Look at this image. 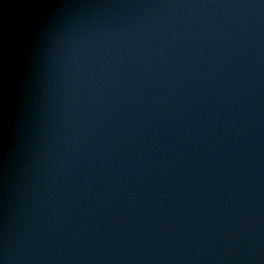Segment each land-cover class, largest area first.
I'll return each mask as SVG.
<instances>
[{"label":"water","instance_id":"1","mask_svg":"<svg viewBox=\"0 0 264 264\" xmlns=\"http://www.w3.org/2000/svg\"><path fill=\"white\" fill-rule=\"evenodd\" d=\"M39 2L54 6L34 13L30 48L10 10L0 247L7 226L14 264H264L261 0ZM101 46L119 84L94 63ZM157 93L116 148L109 114Z\"/></svg>","mask_w":264,"mask_h":264},{"label":"clouds","instance_id":"2","mask_svg":"<svg viewBox=\"0 0 264 264\" xmlns=\"http://www.w3.org/2000/svg\"><path fill=\"white\" fill-rule=\"evenodd\" d=\"M264 4V0H261ZM54 5L41 3L39 0H19L17 3H7L6 0H0V197L7 206L10 203L9 199V148H8V112L10 103V87L15 75L16 56L15 48L17 47V29L15 27L16 20L10 10H16L17 15L22 21L20 25V41L26 48H30L33 42L38 38L39 33L36 31L39 22L34 19V13L43 8L52 7ZM75 6V5H72ZM116 57L108 50L101 46V50L96 53L94 63L99 65L102 73H113L115 83L121 82V77L116 76L113 72V62ZM156 85L150 91H154ZM182 85H177L175 89L168 87L166 91L171 96H174L176 91ZM111 95L107 90H101L100 96ZM131 99V97H129ZM103 103V100H101ZM141 103L146 104L145 113L149 114L155 104L163 106L166 100L163 98V93H157L154 100L149 97H144L141 101L137 99L131 108L125 107L122 114L125 118L122 121H112V115L109 114V121L113 128V136L123 129L124 135L120 136L116 142L115 147L119 148L121 142L126 136H131L129 146L135 144L140 138L139 133L143 132L145 127V117L138 115ZM107 107V105H105ZM159 112V109H156ZM103 110H100V119H103ZM108 139H111L110 137ZM71 143V141L69 142ZM126 151V150H125ZM121 154H124L122 152ZM27 249L25 248V251ZM16 257L10 255V247L8 241L7 226H5L4 243L0 247V264H14Z\"/></svg>","mask_w":264,"mask_h":264}]
</instances>
